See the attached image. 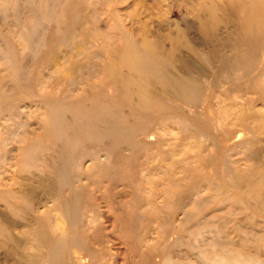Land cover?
I'll return each mask as SVG.
<instances>
[{"label": "rangeland", "instance_id": "374dc122", "mask_svg": "<svg viewBox=\"0 0 264 264\" xmlns=\"http://www.w3.org/2000/svg\"><path fill=\"white\" fill-rule=\"evenodd\" d=\"M244 19L263 23L264 0H0V189L39 175L58 155L65 159L55 165L67 174L95 164L96 181L114 179L115 200L138 217L141 239L139 248L127 243L137 250L131 257L114 233L103 264L127 257L168 264L166 256L180 264H264V213L256 210L264 203V97L246 88V132L224 92L231 83L214 85L211 69L191 74L202 83L196 105L170 98L166 113L144 104L161 101V84L136 72L139 57L154 50L166 70L174 58L170 73L183 78L176 58L199 64L194 51L208 52L236 30L228 22ZM204 119L207 130L196 123ZM149 131L165 139L161 146ZM125 169L130 179L118 175ZM7 196L0 194V231L19 221ZM71 204L86 228L115 224L102 200L101 217L92 201ZM8 250L0 248V264H15Z\"/></svg>", "mask_w": 264, "mask_h": 264}, {"label": "bare ground", "instance_id": "6f19581e", "mask_svg": "<svg viewBox=\"0 0 264 264\" xmlns=\"http://www.w3.org/2000/svg\"><path fill=\"white\" fill-rule=\"evenodd\" d=\"M228 23L236 27V30L231 31L227 38L221 41L217 37L216 40L220 41L219 44L212 46L208 52L194 51L196 58L200 61H198L199 64L191 62V58L183 60L176 58L179 67L187 73L183 78L175 77L170 73L174 58L170 62V69L167 66L166 70L164 62L156 51L143 53L138 59L136 72L138 71L137 73L143 78L148 77L151 81L161 84V91L157 93L161 95V101L157 103L146 99L144 104H148L149 108H155L157 113L165 112L163 109L170 98L176 102L185 100L188 105H196L197 100H194L193 95L202 87V83L201 80L193 78L191 74L199 73L201 69L203 71L211 69L219 81L212 82L214 85L220 84L221 78H226L227 82L231 83V86L224 92L232 97L231 105L235 108L234 112L241 115L239 126L242 127L241 130H252V127L246 122V115L251 109L249 104L252 100L245 98V96L248 93L246 88H248L253 91L249 92L250 94H261L264 97V85L261 80L264 74V29H261V27L264 26V22L251 24L249 19H244ZM255 72L258 75H253ZM232 92L239 93L242 96L232 94ZM149 93L148 91L146 94ZM238 98H241L244 103L239 102ZM176 102L170 104L172 105L173 114L179 115L180 105ZM150 114L148 113V116ZM153 116L156 115L153 114ZM42 123L44 124V122ZM196 123H200L204 130H207V119ZM253 130L255 129L253 128ZM149 132L152 135L151 139L158 136L159 139L155 140L161 146L164 138L158 135L157 131ZM226 134L229 133L222 131V135ZM240 135L242 134L238 136ZM171 139L176 140V137ZM228 148L231 150L232 146ZM58 156L59 161L55 156L52 166L41 167L39 175L32 172L27 175L23 184L17 181L15 186L0 189V194L8 195L7 203H11L12 199H15L14 203L6 206L19 219L18 222L12 223V227L20 229V233L16 235L15 231L11 229V221L7 220L6 229L0 231V237L2 238L0 248H9L6 259L14 261L15 264H103L101 259L105 254H109L108 244L111 242L114 233L120 234L129 249V255L131 257L136 256L137 250L131 251L127 243H132L131 247L133 249L136 246L139 248L138 243H141V239L134 234L138 217L134 212L125 209L127 202L115 200L116 196L121 194V191L117 190L116 184H112L114 179H111L112 183L109 184L97 182L95 175H97L96 171L99 172V170L95 164L82 166L77 172L70 171L71 176L70 173L67 174L64 168L55 165V163H60L62 159H65L62 155ZM232 156V154L229 155L230 158ZM1 159L2 157H0ZM223 164L227 172L232 170V161L229 158ZM52 167L54 168L51 169ZM117 173L126 179L131 177L127 169L117 171ZM106 178L109 180L108 172ZM231 185L239 186L234 179ZM37 194H41V196L37 197ZM75 197H78L79 201L82 199L87 205H91V201L94 202L100 217L98 200H102L110 213L116 217L112 229L108 230L103 223L93 227L92 222H89V228H86L84 221L80 218L77 220L76 205L72 207L71 200ZM177 203L181 204L179 201ZM114 205L120 211L116 209L112 213ZM256 210L264 213L263 201L256 206ZM185 216L188 217L189 215L186 213ZM145 257L147 258L148 255H145ZM150 257L151 255H149ZM165 258L164 262L168 264H180L172 260L170 256ZM150 259L153 260L155 257ZM125 260L126 264H134L128 257ZM139 260L142 261L140 264H144L143 257ZM234 262L235 264H246L244 262Z\"/></svg>", "mask_w": 264, "mask_h": 264}]
</instances>
